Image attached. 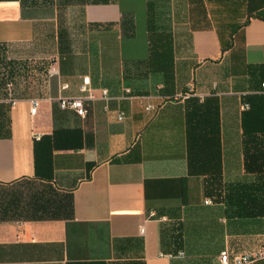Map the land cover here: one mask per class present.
I'll return each instance as SVG.
<instances>
[{
	"label": "crops",
	"instance_id": "0c3cea01",
	"mask_svg": "<svg viewBox=\"0 0 264 264\" xmlns=\"http://www.w3.org/2000/svg\"><path fill=\"white\" fill-rule=\"evenodd\" d=\"M150 22L172 78L149 70ZM2 73L17 102L0 83V264L264 249V0H0ZM85 77L83 118L59 99L86 98Z\"/></svg>",
	"mask_w": 264,
	"mask_h": 264
},
{
	"label": "built area",
	"instance_id": "2783aa9c",
	"mask_svg": "<svg viewBox=\"0 0 264 264\" xmlns=\"http://www.w3.org/2000/svg\"><path fill=\"white\" fill-rule=\"evenodd\" d=\"M60 58L58 56H54L51 58L50 60V66L48 68L47 71V76L48 78H53L55 76H59L60 75ZM1 79V83L3 84V90L4 92L7 94V97L10 101H12V104L15 105L16 104V100L13 99V80L5 73H2L0 76ZM60 88L62 90H66L69 88V84L68 83H62ZM262 88L264 91V83H262ZM81 92L86 93V98L83 97H70V98H66V97H61L59 99V105L60 108L66 110H73L75 111L79 116L81 117H86L88 114V109L86 107V100H95L97 98V95L95 93V90L91 87L90 84V78L89 77H85L83 79V84L80 87ZM128 92H130L128 90ZM108 90L107 89H102L101 91V96L103 98H107L108 96ZM39 106V101L38 100H33L32 101V108H31V112L32 114H35L37 111V108ZM123 115H120L119 119H122ZM36 139H40V136H36ZM207 203L209 202L206 201ZM141 232H144V228H141ZM179 256H184L183 252H180L178 254ZM172 256V255H169ZM260 259H264V249H262L261 251L254 253V254H248V255H239L233 258V260H231L230 258V254L227 250H223L220 253L219 256V262L220 264H250L252 262H255L257 260Z\"/></svg>",
	"mask_w": 264,
	"mask_h": 264
},
{
	"label": "trees",
	"instance_id": "16d2710c",
	"mask_svg": "<svg viewBox=\"0 0 264 264\" xmlns=\"http://www.w3.org/2000/svg\"><path fill=\"white\" fill-rule=\"evenodd\" d=\"M88 3H104L108 0H86ZM150 40L152 43L150 56L147 61L149 64V70L151 72L164 74L166 77L172 78L173 64H174V52L172 47V39L167 33L157 32L153 28V23L150 22ZM1 83V79H0ZM2 87L3 84L1 83ZM14 91V85L13 89ZM45 163V160H44ZM40 161L38 156H36V166L39 169Z\"/></svg>",
	"mask_w": 264,
	"mask_h": 264
}]
</instances>
